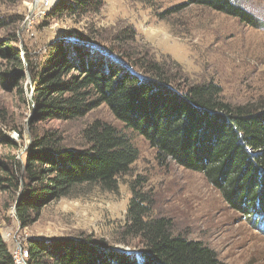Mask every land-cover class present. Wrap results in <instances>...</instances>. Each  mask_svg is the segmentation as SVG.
I'll return each instance as SVG.
<instances>
[{
    "label": "trees",
    "instance_id": "trees-1",
    "mask_svg": "<svg viewBox=\"0 0 264 264\" xmlns=\"http://www.w3.org/2000/svg\"><path fill=\"white\" fill-rule=\"evenodd\" d=\"M102 3L59 0L46 18L82 17ZM189 6L258 25L233 0H184L179 9ZM4 27L0 20V30ZM14 41L15 34L0 41V60L6 66L1 85L8 92H21L29 72L31 127L78 120L103 105L149 144L159 164L172 161L201 173L226 203L264 221V102L232 107L224 103L218 85L173 79L154 59L123 65L122 56L119 63L109 62L99 55L103 48L91 36L58 40L40 58L14 48ZM7 129L0 113V189L15 202L21 228L37 222L50 203L72 197L83 187L116 192L117 179L138 159L130 140L102 120L83 130L85 146L79 150L66 146L59 130H32L21 160ZM132 193L122 239L137 240L135 252L123 253L89 236L31 240L27 264H224L201 242L175 235L169 219L151 217L150 199L135 185ZM0 264H14L1 234Z\"/></svg>",
    "mask_w": 264,
    "mask_h": 264
},
{
    "label": "rangeland",
    "instance_id": "rangeland-1",
    "mask_svg": "<svg viewBox=\"0 0 264 264\" xmlns=\"http://www.w3.org/2000/svg\"><path fill=\"white\" fill-rule=\"evenodd\" d=\"M35 1L0 0V20L6 23L0 30V41L15 34L11 46L40 58L58 40L91 36L92 42L103 48L99 55L109 62L119 63L122 56L126 57L123 65L131 60L154 59L173 79L218 85L224 103L232 107L264 102V0H233L253 16L257 27L203 7L179 9L184 0H102L99 9L82 17L46 15L37 21L31 36L22 28ZM5 68L0 60V113L5 116L9 138L19 147L18 159H23L32 130H59L66 146L83 148L82 132L94 120L113 126L138 152L130 172L117 179L116 192L83 187L72 197L50 203L39 220L27 228L20 227L15 202L0 189V234L9 250L18 245L26 248L31 240L89 236L110 248L135 251L137 240L122 239L135 185L150 199L151 217L169 219L175 235L201 242L224 264H264V221L257 215L226 203L201 173L172 161L159 164L149 144L103 105L78 120L31 127L30 74L26 71L21 92H8L1 85Z\"/></svg>",
    "mask_w": 264,
    "mask_h": 264
},
{
    "label": "built area",
    "instance_id": "built-area-1",
    "mask_svg": "<svg viewBox=\"0 0 264 264\" xmlns=\"http://www.w3.org/2000/svg\"><path fill=\"white\" fill-rule=\"evenodd\" d=\"M59 0H36L30 6L29 15L25 18L23 23V30L26 34L33 35V28L38 20L48 15ZM12 259L14 264H27L29 253L26 248L20 245L14 246L11 250Z\"/></svg>",
    "mask_w": 264,
    "mask_h": 264
},
{
    "label": "water",
    "instance_id": "water-1",
    "mask_svg": "<svg viewBox=\"0 0 264 264\" xmlns=\"http://www.w3.org/2000/svg\"><path fill=\"white\" fill-rule=\"evenodd\" d=\"M120 251L123 252V253H133V252H135L134 250L132 251V250H129V249H121Z\"/></svg>",
    "mask_w": 264,
    "mask_h": 264
}]
</instances>
